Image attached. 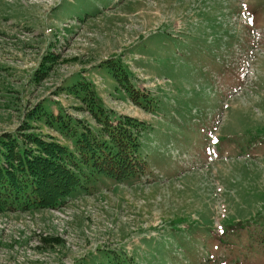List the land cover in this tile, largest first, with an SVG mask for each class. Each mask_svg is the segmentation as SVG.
Wrapping results in <instances>:
<instances>
[{"label": "rangeland", "instance_id": "obj_1", "mask_svg": "<svg viewBox=\"0 0 264 264\" xmlns=\"http://www.w3.org/2000/svg\"><path fill=\"white\" fill-rule=\"evenodd\" d=\"M97 105L145 171L1 211L0 264H264V0H0V137L75 151Z\"/></svg>", "mask_w": 264, "mask_h": 264}, {"label": "trees", "instance_id": "obj_2", "mask_svg": "<svg viewBox=\"0 0 264 264\" xmlns=\"http://www.w3.org/2000/svg\"><path fill=\"white\" fill-rule=\"evenodd\" d=\"M99 106L92 114L102 134L85 126L76 137L75 151L52 136L28 133L20 141L10 133L1 135L0 212L62 206L81 184V165L117 181L144 172L146 163L138 152L145 123L122 114L110 119ZM56 122L64 130L69 126L62 118Z\"/></svg>", "mask_w": 264, "mask_h": 264}, {"label": "crops", "instance_id": "obj_3", "mask_svg": "<svg viewBox=\"0 0 264 264\" xmlns=\"http://www.w3.org/2000/svg\"><path fill=\"white\" fill-rule=\"evenodd\" d=\"M53 138L57 140V138H56V137H54V136H53ZM58 141H59V140H58Z\"/></svg>", "mask_w": 264, "mask_h": 264}, {"label": "snow or ice", "instance_id": "obj_4", "mask_svg": "<svg viewBox=\"0 0 264 264\" xmlns=\"http://www.w3.org/2000/svg\"><path fill=\"white\" fill-rule=\"evenodd\" d=\"M249 23H251V21H249Z\"/></svg>", "mask_w": 264, "mask_h": 264}]
</instances>
